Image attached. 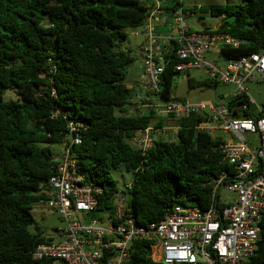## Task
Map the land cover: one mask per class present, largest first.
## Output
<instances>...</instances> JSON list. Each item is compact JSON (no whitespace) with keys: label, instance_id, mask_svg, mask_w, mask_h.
Instances as JSON below:
<instances>
[{"label":"trees","instance_id":"obj_1","mask_svg":"<svg viewBox=\"0 0 264 264\" xmlns=\"http://www.w3.org/2000/svg\"><path fill=\"white\" fill-rule=\"evenodd\" d=\"M169 4L172 14L174 0ZM188 11L221 18L215 30L242 40L237 47H221V58L264 50V0L211 3ZM146 16L143 0H0V264H52L31 255L45 241L31 207L41 199L40 182L54 172L50 146L60 145L67 131L61 116L52 117L55 108L86 124L81 143L70 152L77 171L102 188L94 215L112 212L119 191L112 170L132 175L131 189L121 191L138 224L159 221L173 205L210 204L212 179L224 165L220 141L195 129L205 116L189 114L173 121L179 126L175 138L156 139L144 155L130 144L137 129L164 124L154 110L130 112L135 90L126 86L127 67L135 58L120 44L127 39L125 29L141 26ZM167 48L162 100L176 98L172 89L179 75L173 42ZM48 57L55 64L52 82ZM216 83L187 75L189 88ZM9 89L15 99H4L2 93ZM223 104L233 117L255 116L250 108L235 111L236 100L229 96ZM260 234L256 253L246 264H264V214ZM132 248L133 264H160L149 241H135Z\"/></svg>","mask_w":264,"mask_h":264},{"label":"built area","instance_id":"obj_2","mask_svg":"<svg viewBox=\"0 0 264 264\" xmlns=\"http://www.w3.org/2000/svg\"><path fill=\"white\" fill-rule=\"evenodd\" d=\"M188 0H174L171 14L173 32L166 37L173 42L177 62L174 70L186 74L201 70L209 79L227 86L234 85L228 94L236 100L234 110L241 112L252 107L254 117H233L223 103L189 101L184 98L162 100L159 95L164 72L161 48L164 37L155 32L154 20L163 13L166 0H147L146 19L137 27L143 35L139 46L141 57V87L145 90L142 104L135 112L154 110L166 113L173 121L189 114H201L205 120L196 130L213 135L225 133L219 140L223 170L212 179L211 202L207 207L193 204L173 205L156 222L141 225L126 206V194L132 180L124 184L114 197L112 212L93 214L97 196L102 188L77 171L72 145L80 144V132L86 129L82 120L71 119L58 108L52 117L66 121V133L55 158L54 172L39 184L40 203L53 210L65 222L57 229L56 242L45 240L37 244L31 255L36 260H51L52 264H133L132 243L147 240L153 257L160 264H246L255 255L261 240L260 224L264 214V100L255 104L243 83L264 82V50L239 58L208 60L206 55L218 53L223 46L237 47L240 39L217 30H193L188 22L192 13ZM199 7V5H194ZM137 28H133L136 34ZM47 73L55 64L47 58ZM51 95L55 89L51 88ZM179 126H147L131 137L133 147L146 154L159 137L170 141ZM257 137V145H251ZM170 136V137H169ZM226 190L233 196L221 195ZM38 202V203H39ZM100 217V215H102Z\"/></svg>","mask_w":264,"mask_h":264},{"label":"rangeland","instance_id":"obj_3","mask_svg":"<svg viewBox=\"0 0 264 264\" xmlns=\"http://www.w3.org/2000/svg\"><path fill=\"white\" fill-rule=\"evenodd\" d=\"M146 1L147 0H144V2ZM240 2H242V0H190L189 5L196 4L199 6L200 5L204 6L211 3L235 4ZM187 20L191 24L193 30L214 29L217 28L221 22V18L213 17L208 14H204L201 17L196 14H191L189 15ZM157 30L159 31V29ZM136 31L137 33L135 34L133 33L132 28H126L125 32L127 33V39L120 44V49L129 50L132 55L138 53V45L143 38V35L141 34L140 30H138V28L136 29ZM206 58L208 60L218 58L221 63L223 62V58H221L217 52L207 54ZM188 74L189 77L193 78L194 80H203L205 78H208V76L205 75L201 70H191ZM126 83H132V84L138 83L141 86V73L136 63H133L127 67ZM243 87L246 89L249 96L255 101V104L263 103L264 82L255 83L254 81H248L243 83ZM230 91H231V87L224 85L222 83H216L215 87L211 85L208 87L202 86L196 88H189L187 85V75L179 74L174 81L172 95L176 96L177 98L188 99L189 101H210L219 104L224 102V99L227 98ZM2 95L6 100L15 99L16 97L15 92L12 89L4 91ZM132 102L133 105L131 106L130 112L134 111V109L137 108L138 105L142 104L141 99H137L135 101L132 100ZM254 107H252V110L254 109ZM157 114L158 116L164 118L163 125L165 126L173 125V123L171 122L172 119L166 113L157 112ZM212 136L225 137L226 135L223 132H216ZM250 137L251 136L247 135V139H249ZM250 139H252L251 145L256 146L257 137L252 136ZM130 144L132 145L131 142ZM50 149L53 152L54 157L57 158L59 156L57 155V152L60 149V145H51ZM110 177L116 182L118 190H121L124 187V184L130 182L132 179L131 178L132 175L130 173L120 170H112L110 172ZM222 195L233 196L232 193L226 190L221 191L220 196ZM31 214L34 223L38 226L45 240L56 242V240H58L57 229H61L65 227V222L59 218V215L53 210L43 206L40 202L32 205ZM102 216L103 214L100 215V217ZM30 231L31 232L34 231V225L30 226Z\"/></svg>","mask_w":264,"mask_h":264},{"label":"crops","instance_id":"obj_4","mask_svg":"<svg viewBox=\"0 0 264 264\" xmlns=\"http://www.w3.org/2000/svg\"><path fill=\"white\" fill-rule=\"evenodd\" d=\"M166 1H167V3L162 5L163 13L161 15H159L154 20L155 31L164 37V39L162 40V44H161L162 45L161 48H162L163 52H167V50H168L167 46H168L169 42L167 41L166 37L170 36L173 32V28H172L173 24H172L171 14H170V11L167 10L170 6V4H169L170 0H166ZM189 1L190 0H188V3L186 4L187 8L196 5V4L189 5ZM157 29H159V31ZM132 30H133V28H132ZM133 33H134V30H133ZM142 40H143V38H142ZM142 40H141V42H142ZM141 42L138 45V53L133 55L135 58L134 63L137 64V67L140 70V73H141L140 64H141L142 59H141L140 54H139L140 53L139 52V46H140ZM126 86L128 88H132L135 90V93H134L135 95H133V97H132V100H134V101L137 99H140L141 95H144V93H145V90L138 83H136V84L127 83ZM174 97H176V96H174ZM219 104H221V103H219Z\"/></svg>","mask_w":264,"mask_h":264},{"label":"water","instance_id":"obj_5","mask_svg":"<svg viewBox=\"0 0 264 264\" xmlns=\"http://www.w3.org/2000/svg\"><path fill=\"white\" fill-rule=\"evenodd\" d=\"M230 87H231V90H233V89H234V85H231Z\"/></svg>","mask_w":264,"mask_h":264}]
</instances>
